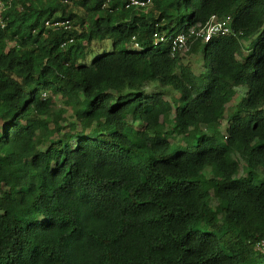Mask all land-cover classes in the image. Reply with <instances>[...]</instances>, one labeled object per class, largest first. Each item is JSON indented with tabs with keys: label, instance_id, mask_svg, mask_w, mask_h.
I'll return each instance as SVG.
<instances>
[{
	"label": "trees",
	"instance_id": "1",
	"mask_svg": "<svg viewBox=\"0 0 264 264\" xmlns=\"http://www.w3.org/2000/svg\"><path fill=\"white\" fill-rule=\"evenodd\" d=\"M1 1L0 264H264V0Z\"/></svg>",
	"mask_w": 264,
	"mask_h": 264
},
{
	"label": "built area",
	"instance_id": "2",
	"mask_svg": "<svg viewBox=\"0 0 264 264\" xmlns=\"http://www.w3.org/2000/svg\"><path fill=\"white\" fill-rule=\"evenodd\" d=\"M129 6H132L140 11H147L151 5V0H129ZM3 4L0 0V11L2 10ZM230 17L224 19H218L212 16L204 26L191 27L189 30L180 31L179 33L160 38L161 43H167L170 45L172 56L179 53H185L189 50L190 46L196 41L208 42L214 36H231L234 32L230 29ZM46 26L50 24L46 22ZM64 23H54L53 27L64 26ZM137 46V45H135ZM45 94H43V97ZM256 249L260 252H264V239L256 244Z\"/></svg>",
	"mask_w": 264,
	"mask_h": 264
},
{
	"label": "rangeland",
	"instance_id": "3",
	"mask_svg": "<svg viewBox=\"0 0 264 264\" xmlns=\"http://www.w3.org/2000/svg\"><path fill=\"white\" fill-rule=\"evenodd\" d=\"M95 49L97 51L93 52V54L89 57L88 59L89 62L93 61L97 56L103 55L104 53H109L111 51V42L105 41L104 43L98 44ZM185 61L186 63H189L195 71L200 69L202 66V62L199 56H196V54H193L192 58L190 57L189 59H186ZM153 89L154 88L150 86L148 87L147 91L148 92L155 91ZM241 94H243V91H241Z\"/></svg>",
	"mask_w": 264,
	"mask_h": 264
}]
</instances>
